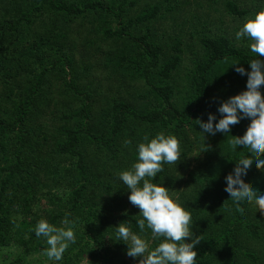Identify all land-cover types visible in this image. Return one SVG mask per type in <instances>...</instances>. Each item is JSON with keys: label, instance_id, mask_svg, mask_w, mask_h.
Listing matches in <instances>:
<instances>
[{"label": "trees", "instance_id": "1", "mask_svg": "<svg viewBox=\"0 0 264 264\" xmlns=\"http://www.w3.org/2000/svg\"><path fill=\"white\" fill-rule=\"evenodd\" d=\"M260 8L264 0H0V264L47 258L40 219L74 221L76 243L58 264H128L127 245L114 241L122 222L157 246L150 229L140 233L119 173L160 132L181 155L151 182L191 213L197 264H264V213L224 191L248 155L229 140L249 121L228 135L195 122L219 119L220 104L246 89L232 64L250 70L253 54L235 34ZM245 184L264 194V172L252 167Z\"/></svg>", "mask_w": 264, "mask_h": 264}, {"label": "clouds", "instance_id": "2", "mask_svg": "<svg viewBox=\"0 0 264 264\" xmlns=\"http://www.w3.org/2000/svg\"><path fill=\"white\" fill-rule=\"evenodd\" d=\"M248 41L253 58L248 62L250 70L233 63L235 72L247 76L246 89L223 101L217 111L220 118L209 113L207 121L197 119L201 133L228 135L231 127L241 120L249 121L242 136H232L229 146L233 152L245 149L233 172L225 177L224 191L237 204H250L257 212L264 213V194L249 189L245 179L252 167L264 172V8H260L242 22L235 39ZM215 122V123H214ZM137 160L127 170L119 173V179L129 190V202L138 207L137 220L140 233L151 230V237L159 240L150 249V242L143 235L133 232L129 225L120 223L115 227V240L127 245V255L139 258L138 264H197L196 246L200 236L191 231V213L182 206L178 198L162 184L151 182L163 171L164 164L176 163L180 159L179 140L172 134L157 133L154 137L144 136L136 145ZM74 221L67 217L61 226L40 219L34 228L37 238H44L49 261H62L63 254L76 243ZM191 239V242H186Z\"/></svg>", "mask_w": 264, "mask_h": 264}, {"label": "rangeland", "instance_id": "3", "mask_svg": "<svg viewBox=\"0 0 264 264\" xmlns=\"http://www.w3.org/2000/svg\"><path fill=\"white\" fill-rule=\"evenodd\" d=\"M242 5H245V3H243ZM224 26H229V30L232 31L237 26V24L236 23H232L231 25H228V23H225ZM40 204H41L42 208L48 207L47 203H46V200H43ZM8 250L14 252L15 249L14 250L13 249H8ZM8 250H5L4 255L1 257V260L6 257ZM26 259L27 260L23 264H55V262L49 261L48 258H46L44 256H41V254H35V255L30 256V257H28ZM124 259L128 262V264H134V260L131 257H129L127 255V253L125 254V258ZM12 260H13L12 258L8 259L7 263H4L5 262V260H4V262L2 264H11ZM14 264H17V263H14ZM81 264H89L88 257L85 256L84 259H83V262ZM117 264H122V263H117Z\"/></svg>", "mask_w": 264, "mask_h": 264}]
</instances>
